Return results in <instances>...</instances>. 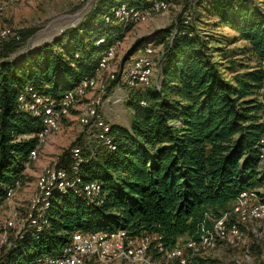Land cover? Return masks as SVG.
Returning <instances> with one entry per match:
<instances>
[{
    "label": "trees",
    "instance_id": "1",
    "mask_svg": "<svg viewBox=\"0 0 264 264\" xmlns=\"http://www.w3.org/2000/svg\"><path fill=\"white\" fill-rule=\"evenodd\" d=\"M153 1L97 0L85 19L65 34V43L44 44L17 58L10 57L21 35L0 42V203L15 180L25 183V163L38 145L34 136L42 119L22 106L42 108L39 99L57 105L66 92L94 76L102 54L130 28L117 24L111 11L121 4L141 11ZM201 6L208 20H218L215 27L236 30L254 64H226L232 59L218 45L223 39L200 33L194 17L187 23L181 17L157 31L150 42L137 39L129 60L149 43L164 45L158 81L144 88L127 86L132 122L129 129L112 125L115 151L97 144L83 152L86 162L79 174L84 182L102 186L103 202L90 203L75 191L56 194L40 239L19 241L16 250L3 252L0 264L56 254L75 232L156 233L172 248L180 238L196 236L206 214L218 217L229 211L242 191H264L258 149L264 135L262 2L206 0ZM101 39L106 42L98 44ZM212 41H217L215 47L209 45ZM67 155L60 158L59 167L68 168Z\"/></svg>",
    "mask_w": 264,
    "mask_h": 264
},
{
    "label": "rangeland",
    "instance_id": "2",
    "mask_svg": "<svg viewBox=\"0 0 264 264\" xmlns=\"http://www.w3.org/2000/svg\"><path fill=\"white\" fill-rule=\"evenodd\" d=\"M96 1L97 0H19L16 3L4 5L3 9L0 10V34L6 31L8 34H19L22 36L20 44L11 54L10 58H17L44 44H51L55 41H62L65 43V34L77 27L85 19ZM258 1L262 2V7L264 8V0ZM161 2L162 1L160 0H155L151 6L155 9V7L160 5ZM205 2L206 0H199V3H197L196 0H172L171 2L167 0L165 8L159 12L153 9L150 10L151 8L143 9L150 11L141 13V20L137 23L131 19L125 21L126 18L123 20L120 19V21L117 22L119 25L124 23L122 27L130 28L126 33V36L114 40L112 45L117 46L114 58L103 66L102 58L106 52L102 54L94 76L83 81V87H76L82 91L76 95L74 101L66 110L60 111L59 103L57 104L58 106L55 104L56 111L60 113L59 121H66V123L62 130L59 133H56L53 142L50 143V147L46 150L45 147L48 143L47 141L39 152L38 160L30 168L24 171V175L26 176L24 180L25 183L8 204L6 217L10 215L27 217L29 215L32 211V200L38 193L39 177L45 172L44 169L46 167L51 168L55 162L59 163L60 158L64 157L67 152L68 157L66 158H70L71 161L72 150L81 147L80 145H85L84 147H81L83 152L85 150H92L94 147H99L100 143L96 141L92 137L91 132L82 127L78 121H84L86 117L91 118L94 115L87 116V110L90 107L95 111V115L90 121H96L99 106L103 109L105 101L112 93V89H110L111 83L119 78H126V84L128 79L127 76L131 71V68L124 73L123 77L121 74L122 71L126 69L125 66L129 61V59H127V54L136 40L140 39V35L142 36L141 38H146V40L150 42L152 38H155L154 35L157 31L170 26L172 27L178 20H181V17H194L195 26L198 29H201V31H199L200 33L203 32L204 35L211 36L210 38L214 37L213 35H217L220 36L221 40L223 39L222 41L224 43H219L218 45H221V48L223 47V49L228 51L226 57L231 56L230 58L232 59L226 62V64H229L230 61L239 64L242 63L244 65L254 64L255 60H252L251 54L245 51L247 44L238 40L235 29L230 27L217 28L215 27V24L218 21L216 18L208 20L204 7L201 6V4H204ZM121 7L124 8L127 6L125 4L118 6L117 8L119 11L117 13H120L122 10ZM159 7L161 9V6ZM115 9L111 11V15L115 14V12H113ZM106 19L107 23L112 22L110 17H107ZM105 42V39H101L98 44H103ZM157 42L158 41L156 40L154 44L149 43L146 48L142 47L136 51L133 56H130V60L134 59L133 63H135V60L139 56H143L145 51L150 54V58L154 63V77L152 76L147 85H153L158 81L160 71L159 60L164 52V45L157 46ZM216 42L217 41H212L209 45L215 47L217 45ZM234 42L236 43L234 44ZM232 54L235 56L234 58L232 57ZM215 55L217 58L219 57L218 53ZM114 87H116V85ZM127 99H119L115 103H113L114 100L112 99L106 101V104L109 105V114L105 116L103 113V118L112 125L129 129L132 122L130 114L133 113V110L127 105ZM97 100H99L100 103L95 104ZM78 106L81 107L78 109ZM97 144L99 145L97 146ZM41 159L46 160L47 163L43 166H37ZM262 167H264V164ZM231 205V203L228 205V209L231 208ZM4 221L5 219L0 220L1 228H3ZM13 232V236L11 235L12 244L15 243L16 240V230H13ZM14 237L15 240L13 239ZM16 242L15 245L18 246L19 241L17 240ZM7 245L8 244L1 247L0 257L3 255L4 251L16 250H9ZM151 260L154 264H166L165 261L158 259L156 255H151ZM203 263L264 264V240L261 237L257 238L256 234L250 231L247 233L245 243L240 244L237 247L220 245L214 250L203 251L196 264ZM111 264L122 263L115 262Z\"/></svg>",
    "mask_w": 264,
    "mask_h": 264
},
{
    "label": "built area",
    "instance_id": "3",
    "mask_svg": "<svg viewBox=\"0 0 264 264\" xmlns=\"http://www.w3.org/2000/svg\"><path fill=\"white\" fill-rule=\"evenodd\" d=\"M185 21H191L190 16ZM5 36L3 41L8 37ZM19 40V37L16 36ZM150 55L131 64V74L134 77L136 69L147 68V59ZM125 79H120L125 85ZM141 85V84H134ZM131 89V88H128ZM80 125L91 132L92 137L101 145L111 151L116 150L111 137L112 124L103 118V109L99 106L96 121H78ZM264 124V121H260ZM66 121H41V130L34 137L38 145L33 149L25 163V170L30 168L39 157V152L53 134L59 133ZM30 138V137H25ZM260 165L264 164V135L259 145ZM68 168L59 167L58 162L39 177L38 193L32 200V211L27 217L10 215L6 217L8 204L16 193L23 187L21 178L15 180L6 189L4 200L0 203V220L5 219L3 228L0 227V249L2 246L9 250L17 249L16 241H37L49 225L48 212L56 194H67L75 191L84 194L90 203L103 202L102 186L98 182H84L80 176V168L86 162L81 147L74 148L71 153ZM24 175V173H23ZM25 176V175H24ZM264 191L261 189H248L242 191L232 202L229 211L221 213L218 217L206 214L199 225V230L194 237L180 238L172 248H167L162 243V236L156 233L145 235H132L127 230L114 233L105 232H75L70 236L69 243L53 255L38 257L35 260L22 264H154L151 260L152 253L159 255L166 264H193L196 257L201 256L205 250H214L220 245L237 247L244 244L248 232H253L256 237L264 240ZM208 223L211 226H208ZM16 230L15 243H11ZM10 241V243H9Z\"/></svg>",
    "mask_w": 264,
    "mask_h": 264
},
{
    "label": "bare ground",
    "instance_id": "4",
    "mask_svg": "<svg viewBox=\"0 0 264 264\" xmlns=\"http://www.w3.org/2000/svg\"><path fill=\"white\" fill-rule=\"evenodd\" d=\"M17 1H19V0H0V10L3 9L4 5L16 3ZM160 1H162L160 5H157L155 7V9H153L154 7L152 6L150 10L153 9V10H157L159 12L160 10L165 8L167 0H160ZM159 6H161V9ZM150 10L138 11L135 9H129L127 6V7L122 8L120 13H117L119 11L118 8H116L113 12H115L114 16H117L118 18L117 17L116 18L119 19V21H120V19L123 20L126 18L125 21L126 20L129 21L131 19V20L136 21V23H137L141 20V13H145V11H150ZM186 23H187V21H186ZM7 35H8V33L6 31L2 32L0 34V42ZM116 47L117 46L112 45L108 49V51H106V54L102 58L103 59V61H102L103 66H105L107 64V62L111 61L114 58ZM147 55H150V54L145 52V54L141 57L139 56L136 59V61L141 60L143 57H146ZM153 66H154V63L149 56V59H147V68L136 69L134 77H128L127 82H126V86H128V87L141 86V85H134V84H141V82H142V86L147 85L153 76ZM129 74H131V71L128 73V75ZM78 87H83V83L81 85L77 86V88ZM77 88L71 89L64 94V96L62 97L61 101L58 104L60 107V111L66 110L67 107L74 101V98L76 97V95L82 91L81 89H77ZM45 102H46V105H45V103H43V101L41 99H39L37 101V103L43 104L42 108L37 107L36 104L24 105V106H22V108L23 109H29L30 111H33L37 116L41 117L42 121H59L60 113H58L56 111V105L54 103H51L49 100H46ZM97 103H100V101L97 100L95 102V104H97ZM93 114L95 115V111L92 107H90L87 110V116L89 117ZM94 115L91 118L86 117L84 121H90L94 117Z\"/></svg>",
    "mask_w": 264,
    "mask_h": 264
},
{
    "label": "crops",
    "instance_id": "5",
    "mask_svg": "<svg viewBox=\"0 0 264 264\" xmlns=\"http://www.w3.org/2000/svg\"><path fill=\"white\" fill-rule=\"evenodd\" d=\"M142 36L140 35L139 36V38H141ZM133 61H134V59L133 60H129L128 61V64L125 66V68L126 69H124L123 71H122V73H124L126 70H128V69H130L131 67V64H133ZM124 75V74H123ZM123 75H122V77H123ZM154 77V76H153ZM159 77V76H158ZM112 93L110 94V97L106 100V101H109V100H114V102L113 103H115L117 100H121V99H127L128 98V94L130 93V90L128 89V87L126 86V84L124 85V83L121 81H119V83L116 85V87H113L112 88ZM106 101H105V103H104V107H103V113H104V115L106 116V115H108L109 114V105L108 104H106ZM81 106H78L77 108L79 109ZM130 116H131V118H132V116H133V113H131L130 114ZM56 134H53V135H51L50 137H49V139H48V143L46 144V150L48 149V147H50V143H52L53 142V140H54V136H55ZM43 160V161H42ZM47 162H46V160H44V159H41V161H39V163L37 164V166H43V165H45Z\"/></svg>",
    "mask_w": 264,
    "mask_h": 264
},
{
    "label": "water",
    "instance_id": "6",
    "mask_svg": "<svg viewBox=\"0 0 264 264\" xmlns=\"http://www.w3.org/2000/svg\"><path fill=\"white\" fill-rule=\"evenodd\" d=\"M129 53V52H128Z\"/></svg>",
    "mask_w": 264,
    "mask_h": 264
}]
</instances>
